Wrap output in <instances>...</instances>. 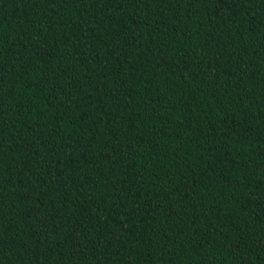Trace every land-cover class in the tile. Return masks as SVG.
Returning a JSON list of instances; mask_svg holds the SVG:
<instances>
[{"label": "trees", "instance_id": "16d2710c", "mask_svg": "<svg viewBox=\"0 0 264 264\" xmlns=\"http://www.w3.org/2000/svg\"><path fill=\"white\" fill-rule=\"evenodd\" d=\"M0 264H264V0H0Z\"/></svg>", "mask_w": 264, "mask_h": 264}]
</instances>
